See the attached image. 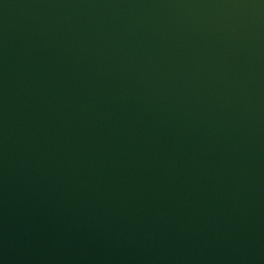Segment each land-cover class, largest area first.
<instances>
[{
    "label": "water",
    "instance_id": "1",
    "mask_svg": "<svg viewBox=\"0 0 264 264\" xmlns=\"http://www.w3.org/2000/svg\"><path fill=\"white\" fill-rule=\"evenodd\" d=\"M0 264H264V0H0Z\"/></svg>",
    "mask_w": 264,
    "mask_h": 264
}]
</instances>
